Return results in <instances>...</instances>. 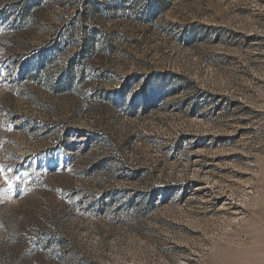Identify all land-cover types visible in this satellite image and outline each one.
Instances as JSON below:
<instances>
[{"label":"rangeland","instance_id":"obj_1","mask_svg":"<svg viewBox=\"0 0 264 264\" xmlns=\"http://www.w3.org/2000/svg\"><path fill=\"white\" fill-rule=\"evenodd\" d=\"M0 264H264V0H0Z\"/></svg>","mask_w":264,"mask_h":264},{"label":"snow or ice","instance_id":"obj_2","mask_svg":"<svg viewBox=\"0 0 264 264\" xmlns=\"http://www.w3.org/2000/svg\"><path fill=\"white\" fill-rule=\"evenodd\" d=\"M5 180H7V178L5 177Z\"/></svg>","mask_w":264,"mask_h":264}]
</instances>
